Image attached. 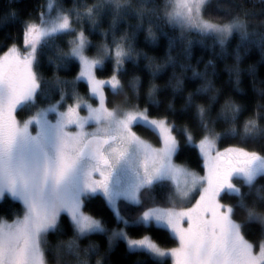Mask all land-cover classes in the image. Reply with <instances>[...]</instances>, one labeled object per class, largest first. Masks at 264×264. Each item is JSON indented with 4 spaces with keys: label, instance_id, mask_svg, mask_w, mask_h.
<instances>
[{
    "label": "snow or ice",
    "instance_id": "1",
    "mask_svg": "<svg viewBox=\"0 0 264 264\" xmlns=\"http://www.w3.org/2000/svg\"><path fill=\"white\" fill-rule=\"evenodd\" d=\"M52 6L47 4L49 9ZM43 8L35 22L24 25L23 48L13 43L0 49V203L11 197L22 205L20 211H13L11 221L0 216V264H91L93 256L97 257L95 264H103L99 245L88 240L94 233L107 234L108 251L122 240L129 251H143L157 260L170 256L173 264H264V243L256 251L244 231L253 222L264 229V184L257 183L264 177V155L244 147H218L225 137L264 140V104H257L256 116L241 123L245 109L232 98H225L215 110L220 91L215 86L213 60L203 70L188 62L178 64L171 55L176 38L169 37L164 63L154 65L152 57L135 47L136 31L119 37L113 31L111 44L102 42L89 55L91 41L84 30L73 28L72 20L75 12L77 23L86 18L95 27L97 18L107 12L113 28L120 19L135 18L139 30L145 20L152 25L164 19L179 28L181 40L185 30L194 31L214 37L222 51L228 39L238 34L241 43L229 72L239 91L243 58L256 49L264 60V13L256 18L245 7V0H169L163 6L157 0H96L70 10L61 6L55 19L45 18ZM60 33L75 34L66 50L56 43ZM146 39L158 40L152 27ZM45 43L54 49L48 61L57 72L72 60L78 61L74 79L56 72L49 78L42 74L40 57ZM192 45L188 40L187 60ZM141 55L152 77L146 92L152 106H160L157 97L162 86L155 78L166 67L173 72L164 88L178 94L191 82L180 111L188 121L178 125L169 118V111L153 115L148 105L142 107L138 75L128 81L132 95L126 91L121 79L124 64ZM108 59L113 61L111 75L99 78L96 69ZM247 71L255 76V65ZM80 80H86L95 104L79 95ZM54 89L60 99L51 102ZM258 92L264 98V88ZM41 97L49 99L47 107H37ZM69 98L73 102L62 107ZM26 107L36 108L35 113L18 119V110ZM82 109L87 115L80 114ZM167 109L176 114L171 103ZM138 125L157 134L160 146L135 131ZM184 148L197 150L203 174L175 162ZM157 186L167 189L171 206L157 205L150 195ZM96 194H102L117 225L108 228L84 211L86 198ZM146 196L150 204H145ZM225 197L231 202L224 203ZM121 200L139 206L131 219L122 214ZM178 201L186 203L181 206ZM130 223L145 228L163 226L178 245L165 249L149 234L133 237L127 230Z\"/></svg>",
    "mask_w": 264,
    "mask_h": 264
},
{
    "label": "trees",
    "instance_id": "2",
    "mask_svg": "<svg viewBox=\"0 0 264 264\" xmlns=\"http://www.w3.org/2000/svg\"><path fill=\"white\" fill-rule=\"evenodd\" d=\"M57 1L60 5H62L64 10L73 9L77 4L83 5L85 3L91 4L96 2V0ZM46 3V0H0V49L13 43H16L19 47H23L22 29L24 28L25 23L36 21L42 5L44 6L43 11L45 12ZM157 3L163 6L168 3V0H157ZM245 7L251 13H254L256 18H259L260 15L264 13V0H245ZM211 11L214 14L216 13L214 6ZM161 16H163V10H161ZM72 20L73 28L77 30H84L88 39L91 41V51L89 52V55H93L95 53V46L100 43L107 42L111 44L113 31L117 37L125 32L131 33L136 31V37L134 40L135 47L137 50L142 51V53H146L147 56L152 57L154 65L164 63L165 58L168 55L169 37L176 38L175 46L171 49V55L176 59L178 64L188 62L197 67L199 70H203L207 62L209 60H213L217 73L215 86L220 91V103L215 105V110L218 111L220 105L224 102V99L230 97L245 109L240 117L241 123L248 118L256 116L258 111L256 107L257 104H264V98H262L258 92V89L264 88V60H261L258 50L253 49L250 51L240 63L241 75L239 91L234 83V76L230 75L229 69L234 63V51L237 45L241 43L238 34H233V36L228 39L225 51H222L220 45L216 42L214 37L200 36L194 31L189 32L185 30L184 38L181 40L179 28L169 25L164 19L154 20L152 25H149L147 20H145L139 30H136V25L139 21L135 18L120 19L113 28L112 16L107 12L97 18L98 23L95 27L86 18L81 19L77 23L75 12H73ZM149 27H152L153 31L158 36V40L155 43L146 39L147 29ZM105 32H107L106 36L104 35ZM162 33H166L167 35ZM74 35V33H60L58 34L56 43L61 47H64L66 50L67 42L73 39ZM188 40L193 41L190 60H187L185 56V49L187 47ZM49 55H54V49L50 48L48 44L45 43L40 57V71L46 78L52 77L54 72H56V74L60 77L68 80L75 78L79 71L78 61L72 60L67 68L61 67L57 72L54 66L48 61ZM147 63L148 61L145 60L143 55H141L135 62L132 60L125 62L124 71L121 73V79L125 83L126 91L129 95H132L131 89L128 87V81L134 75H138L141 78L139 103L142 107L148 105L149 110L153 115L169 111V118L174 120L178 125L188 121V117L182 116L180 111L183 107L186 93L192 87L191 82H188L187 87L183 92L174 94L171 88L163 87L172 76L173 72L172 67H166L164 71L159 73L155 78V83L162 86V90L158 93L157 97L161 103L159 108H156L150 104L146 96L149 81L152 79L150 69L146 67ZM252 64H254L256 68L255 76L250 75L247 71L249 65ZM112 68L113 61L108 59L103 66L96 69L97 75L102 78H107L111 75ZM177 74H179L178 67ZM188 75L190 76L191 73H188ZM254 82L255 89L253 87ZM77 91L81 97L87 98L89 91L87 83L84 80L77 81ZM106 93L111 101L113 98L110 90L107 88ZM59 99L58 90L54 89L52 92L51 102L58 101ZM68 100L72 101L70 98ZM49 102L50 101L47 97H41L36 103L37 107H43ZM169 103L173 105L176 113L175 115H172V112L167 109V105ZM64 105L65 104L62 106ZM109 106L111 107L112 105L109 104ZM34 110H36L34 107H26L23 110H18V118L23 119L28 113H32ZM213 115H215V111L213 112ZM135 129H137L141 135L152 139L153 142L155 141L156 143H159L157 134L152 133L140 125L136 126ZM179 139L181 145H183V137L180 136ZM230 146L244 147L247 150H254L264 155V140L246 142L240 140L239 138L232 139L225 137L218 142V147L225 148ZM175 159L183 164L186 163L193 169L203 171V162L199 158L197 150L193 148H184L177 155V157H175ZM257 183L264 184V177L258 178ZM166 194V188L157 186L154 193H151L150 195L155 196L158 206L166 207L167 205H170L166 199ZM144 202L145 204H150L149 196L145 197ZM223 202L230 203L231 201L228 197H225ZM119 205L122 214L129 219H131L132 216L139 210V206L123 200L119 202ZM21 208L22 205L18 201L14 202L11 197H8L0 203V216L13 219V211H20ZM84 210L94 217L100 218L102 223H104L108 228H111L119 223L115 219L110 206L107 205L103 196L100 194H96L94 197L86 198V206ZM65 223L67 226L68 221L66 220ZM127 228L132 236L136 237L149 234L155 241L165 247H173L178 244V241L172 236L170 231L165 229L163 226L156 227L153 225L152 227L145 228L143 226L129 224ZM244 231L246 237L254 243L256 247H258L261 243H264V229H262L258 222L249 223ZM67 234L71 235V232L68 231ZM88 240L95 241L99 245L100 256L103 257V264H172L171 258L157 260L143 251H129L126 244L122 240L117 241L111 251H108V240L107 234L105 233H94L88 237ZM88 240L83 241V243L86 244ZM96 259L97 257L93 256L91 258V264H95Z\"/></svg>",
    "mask_w": 264,
    "mask_h": 264
},
{
    "label": "rangeland",
    "instance_id": "3",
    "mask_svg": "<svg viewBox=\"0 0 264 264\" xmlns=\"http://www.w3.org/2000/svg\"><path fill=\"white\" fill-rule=\"evenodd\" d=\"M46 10H45V18H47V19H55V17L59 14V11H60V7L62 6V5H60V3L57 1V0H46ZM168 2H169V0H168ZM48 3H51L53 6H52V8L51 9H49L48 7H47V4ZM171 10V7H169V11ZM32 22H35V21H32ZM21 48H23V47H21ZM99 77V76H98ZM99 78H102V77H99ZM108 78V77H107ZM107 78H102V79H107ZM85 82H86V80H84ZM85 98V97H84ZM86 99H88V102H90V103H93V104H95L96 103V101H95V98H92L91 97V95H90V93L88 94V96H87V98ZM73 101H70V100H66V101H64V102H62V105L63 104H70V103H72ZM48 105V104H47ZM47 105H44L43 107H47ZM63 107V106H62ZM27 108H29V107H27ZM35 111L36 110H34L32 113H28L23 119H25V118H27L29 115H31V114H33V113H35ZM80 114L81 115H87V111H86V109H82L81 110V112H80ZM51 115L52 114H50V117H51ZM18 119H20V118H18ZM23 119H20V120H23ZM91 130V129H90ZM135 131H137V129H134ZM138 132V131H137ZM139 133V132H138ZM140 134V133H139ZM141 135V134H140ZM143 138H145L146 140H148V141H150L154 146H156V147H159L160 146V144L159 143H156L155 141L153 142L152 141V139H149L148 137H146V136H144V135H141ZM230 147H236V146H230ZM221 150H223L224 148H221V147H219ZM225 148H228V147H225ZM174 160H175V162L176 163H178V164H183V163H181V162H179L177 159H175V157H174ZM191 168V167H190ZM193 169V168H192ZM194 170H196V169H194ZM197 172H200V174H203V171H200V170H196ZM100 195H102V194H100ZM122 201V200H121ZM120 202V201H119ZM184 203H186V202H183V201H178V205H183ZM120 206V205H119ZM169 206H171V205H167L166 207H169ZM161 207H163V206H161ZM85 211V210H84ZM6 218V217H5ZM15 218V217H14ZM13 218V219H14ZM97 219H100V218H98V217H96ZM6 219H8V218H6ZM9 221H11L12 219H8ZM101 220V219H100ZM131 224V223H130ZM127 230H128V228H127ZM134 237V236H133ZM137 238L138 237H140V236H136ZM152 237V236H151ZM246 239H248L247 237H246ZM249 240V239H248ZM250 241V240H249ZM157 242V241H156ZM251 242V241H250ZM116 243V242H115ZM162 248H165V249H170V248H173V247H176V246H173V247H165V246H163V245H161L159 242H157ZM252 243V242H251ZM115 245V244H114ZM253 245H254V247H255V250L256 251H258L259 250V246L258 247H256L255 246V244L253 243ZM166 258H171L170 256L169 257H166ZM162 259H165V258H162ZM172 264H173V262H172Z\"/></svg>",
    "mask_w": 264,
    "mask_h": 264
}]
</instances>
